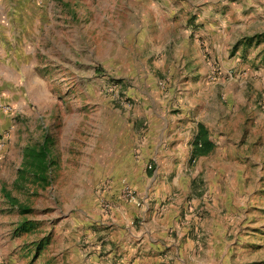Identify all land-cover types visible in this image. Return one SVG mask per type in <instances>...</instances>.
I'll use <instances>...</instances> for the list:
<instances>
[{"label": "rangeland", "instance_id": "374dc122", "mask_svg": "<svg viewBox=\"0 0 264 264\" xmlns=\"http://www.w3.org/2000/svg\"><path fill=\"white\" fill-rule=\"evenodd\" d=\"M53 19L54 51L22 91L0 90V264H126V225H140L114 217L122 180L175 199V228L201 246L164 264H264V0H54ZM165 121L188 154L119 169ZM200 127L213 149L193 158ZM44 138L49 184L16 185Z\"/></svg>", "mask_w": 264, "mask_h": 264}, {"label": "crops", "instance_id": "0c3cea01", "mask_svg": "<svg viewBox=\"0 0 264 264\" xmlns=\"http://www.w3.org/2000/svg\"><path fill=\"white\" fill-rule=\"evenodd\" d=\"M53 7L54 0H0V90L6 88L10 91H22L24 83L22 75L26 70L32 69L33 60L47 58L49 50L54 51L55 40L48 37L49 30L52 31L54 26ZM62 48L69 53V44L66 46L63 44ZM148 123L154 125L153 121ZM167 125L165 121L163 126L165 133L156 127V130H159L156 131L157 134H150L151 130L148 134H144L141 145H136L138 152L140 151L137 161L130 158L127 150V153H120L116 158L118 168H123L124 171H130L133 167L135 171L142 170L150 159L157 162L159 167L162 160L157 161L152 158L157 151L162 154L167 150L168 155L172 154L171 156L188 154L191 142L189 138L175 142L167 141L173 139L171 133L166 131ZM171 160L174 161V158ZM165 162L169 163L167 160ZM158 167L155 166V169ZM169 167L171 168L172 164ZM151 177L154 179V175ZM137 194L142 201L140 208L119 202V207L114 212V217L124 220L121 224L134 223L133 220H138L140 225L138 228L126 225L127 231L124 232L127 236L126 241L120 242L121 247L131 256L126 264H164L167 263V259H173L175 262L178 260V250L181 246L185 251L195 252L201 249L197 239H193L190 228H183L182 233H179V228H175L178 225L176 210L179 207L178 202H174L175 199L158 195L157 192H147L142 196L138 192ZM169 229L174 230V236H168ZM182 236H184L183 244L180 243ZM166 250L170 251L172 256H167V253H164ZM135 254L142 256L144 259L142 263ZM132 258L136 259L132 261ZM186 259V261L190 260L188 256ZM179 260L186 264L183 260Z\"/></svg>", "mask_w": 264, "mask_h": 264}, {"label": "trees", "instance_id": "16d2710c", "mask_svg": "<svg viewBox=\"0 0 264 264\" xmlns=\"http://www.w3.org/2000/svg\"><path fill=\"white\" fill-rule=\"evenodd\" d=\"M50 140L44 138L43 143L38 147H26L23 152V165L22 169L18 172V179L15 184L20 185L26 182L31 184L39 183L40 187L45 188L50 182V173L53 163L51 162L50 155ZM213 149V143L208 139L207 133L203 127H200L194 141L192 143V157L198 158L208 155ZM1 193L16 207L20 213H26L28 209L24 208L18 203V200L10 197L5 187H1ZM31 229V223L22 222L18 225L19 232H28Z\"/></svg>", "mask_w": 264, "mask_h": 264}, {"label": "built area", "instance_id": "2783aa9c", "mask_svg": "<svg viewBox=\"0 0 264 264\" xmlns=\"http://www.w3.org/2000/svg\"><path fill=\"white\" fill-rule=\"evenodd\" d=\"M120 196L121 199L127 204H132L136 207H140L142 204L136 192L126 180H122L120 182Z\"/></svg>", "mask_w": 264, "mask_h": 264}]
</instances>
